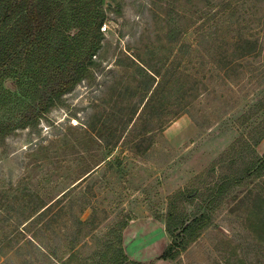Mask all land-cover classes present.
Returning a JSON list of instances; mask_svg holds the SVG:
<instances>
[{"label":"rangeland","instance_id":"374dc122","mask_svg":"<svg viewBox=\"0 0 264 264\" xmlns=\"http://www.w3.org/2000/svg\"><path fill=\"white\" fill-rule=\"evenodd\" d=\"M224 2L104 0L91 76L0 139V264H264V170L212 191L264 153V0ZM184 189L211 220L162 260Z\"/></svg>","mask_w":264,"mask_h":264},{"label":"trees","instance_id":"16d2710c","mask_svg":"<svg viewBox=\"0 0 264 264\" xmlns=\"http://www.w3.org/2000/svg\"><path fill=\"white\" fill-rule=\"evenodd\" d=\"M226 2L215 15L226 13L231 4ZM105 20L104 0H0L1 140L17 130L35 128L66 94L91 76ZM252 43L244 42L241 58L256 52ZM7 81L13 82L18 94L4 88ZM256 129L258 140H264V120ZM262 170L264 153L259 156L254 151L238 175L224 176L212 191L221 194L226 184L240 185ZM187 191L179 190L169 198L166 232L172 241L160 255L162 260H173L210 223L207 212L198 211L187 219L185 204L197 197V191ZM120 263V258L113 262Z\"/></svg>","mask_w":264,"mask_h":264}]
</instances>
